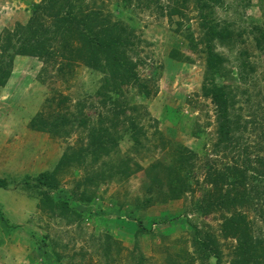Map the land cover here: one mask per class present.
Returning <instances> with one entry per match:
<instances>
[{"label": "rangeland", "instance_id": "1", "mask_svg": "<svg viewBox=\"0 0 264 264\" xmlns=\"http://www.w3.org/2000/svg\"><path fill=\"white\" fill-rule=\"evenodd\" d=\"M38 1L0 0V39L25 25ZM198 1L84 0L128 26L136 44L128 56L140 60V77L151 81L148 97L133 87L124 90L130 107L118 119L117 145L107 153L89 141L100 117L112 118L110 105L104 108L96 95L101 74L75 63L60 70L58 63L44 65L16 48L8 51L11 75L0 87V178L7 182L0 189V264H264L263 244H253L264 241V216L256 206L215 204L200 211L211 189L205 180L210 167L233 165L244 146L251 160L264 158V0H209L206 7ZM204 17L230 33L214 43L226 74L215 77L234 96L239 152L214 151L216 108L202 89ZM53 97L66 101L63 109L52 103L51 111L82 108L90 123L67 136L31 130L29 121L49 112L46 100ZM132 118L137 129L128 122ZM182 148L195 154L192 161L182 160ZM72 150L81 154L58 170L57 189L30 185ZM251 173L248 190L264 186V175L255 180ZM184 178L191 189L170 200L169 188L182 187ZM42 191L68 202L71 212L48 211L39 203ZM139 221L146 231L137 233ZM243 240L251 249L245 255L238 248Z\"/></svg>", "mask_w": 264, "mask_h": 264}, {"label": "trees", "instance_id": "2", "mask_svg": "<svg viewBox=\"0 0 264 264\" xmlns=\"http://www.w3.org/2000/svg\"><path fill=\"white\" fill-rule=\"evenodd\" d=\"M208 2L209 0H204L203 7H206ZM219 2L220 0H214L212 4L216 5ZM93 8L91 9L89 5L85 4L84 0H39L38 3L33 4L28 22L25 25L17 24L12 31H6L5 36L0 39V87L6 85L11 75L12 57L9 56L7 60V56L8 51L15 48L18 50V54L37 58L44 65L49 62L58 63L62 66L60 70L75 63L100 73L102 80L96 95L101 98L99 103L103 104L104 108L107 109V106L110 105L109 111L112 112V118L101 116L99 120L101 127L91 131L94 134H90L89 141L90 144L96 141L98 149L107 153L112 146L117 145L118 132L116 129L117 126H120L118 119L123 116L126 117L125 108L130 107L124 98V90L133 87L148 97L151 94L148 88L151 81L140 77L138 73L140 60L135 61L128 56V50L135 52L133 47L136 45L132 40L134 36L131 30H128V26L119 21L113 22L102 10L95 6ZM203 26L206 29L203 40L206 53V75L202 89L204 95L210 97L216 108L218 126L217 140L213 146L214 151L223 150L227 153L238 150L239 152L242 138L238 135V131H240L241 123L232 116L234 96L228 86L218 85L215 77L224 78L226 74L223 73L224 60L214 51V43H223L225 39L229 38L230 33L224 32L223 28L219 30L214 28L209 24L207 17L203 18ZM136 57L138 58V56ZM59 98L53 97L46 100V108L49 109V112H40L34 116L28 124L31 130L49 133L57 137L60 135L67 136L74 129L84 128L90 123L89 118L82 114V108H78L77 113L67 114L51 111L53 109L51 108L52 103H55V107L58 109H63L62 106L66 98ZM105 120L109 121L112 126H103ZM128 122L132 123L135 129L138 128L134 118ZM182 149V160L185 162L192 161L195 154L188 149ZM243 150L244 156L238 153L237 162L233 165L225 166L222 170L210 167L206 171L205 180L211 189H207L205 192L206 200L203 199L205 207H199V209L201 208L200 211H206L215 204L218 208L223 205L235 204L243 207L247 204L252 207L256 206V211L264 216V186H259L257 183V185L253 184L250 190L247 187L249 171H252L251 175L255 180L264 175V158H257L253 161L246 154V146ZM80 154H76L75 150H72L71 154L64 153L52 172L39 173L32 179L30 185L36 189H57L56 175L58 170H61L66 163L75 161ZM154 167L156 165H153L150 170L155 169ZM27 180L28 183L29 177ZM186 180L184 178L181 181L183 184L180 188L176 189V184L169 188L170 195L168 198L170 200L181 198L191 189V183ZM253 182L255 183V181ZM222 185L226 186V190H223ZM6 187L7 182L0 178V189ZM261 188L263 189L261 190ZM85 200L89 201L88 198ZM212 200L214 204H211ZM39 203L54 214L58 211L57 214L63 216L65 213L71 212L68 202L54 201L47 191H42ZM238 216L243 215L238 214ZM134 227L137 233L146 231L140 221ZM225 227L230 228V223L227 222ZM196 232L198 233V231ZM248 244L244 240L238 243L239 251L244 249L243 255L251 250L247 247ZM253 244H257L256 246L263 244L264 246V241L256 240ZM205 246L208 249L209 246L207 244ZM255 249L251 252H256ZM135 250L137 251L136 247ZM254 256L256 254L252 257ZM57 257L59 258V256ZM143 257L142 254H139L138 260L141 262Z\"/></svg>", "mask_w": 264, "mask_h": 264}]
</instances>
